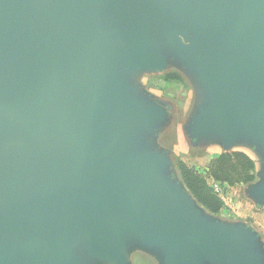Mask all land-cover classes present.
Wrapping results in <instances>:
<instances>
[{
  "label": "water",
  "instance_id": "water-1",
  "mask_svg": "<svg viewBox=\"0 0 264 264\" xmlns=\"http://www.w3.org/2000/svg\"><path fill=\"white\" fill-rule=\"evenodd\" d=\"M132 13L161 26L212 92L198 128L230 147L247 129L264 146V0H0V264H129L124 244L139 237L170 264L250 260V232L208 228L194 198L160 184L163 160L110 163L151 120L127 69L165 64Z\"/></svg>",
  "mask_w": 264,
  "mask_h": 264
},
{
  "label": "rangeland",
  "instance_id": "rangeland-1",
  "mask_svg": "<svg viewBox=\"0 0 264 264\" xmlns=\"http://www.w3.org/2000/svg\"><path fill=\"white\" fill-rule=\"evenodd\" d=\"M129 18L144 28L146 32L148 31L165 64L162 61L158 63V67L154 66L150 70L141 71L137 76L134 89L139 98L132 102L135 105L141 104V107L149 113L151 120L145 125L136 127L133 141L128 142L116 158L111 156L113 158H110V163L113 165L134 163L144 157L163 160L162 168L157 174L160 184L171 188L180 202L189 205L188 199L194 197L185 187L179 171L180 162L204 173L209 159L218 157L222 153H244L248 157H252L254 160H251L255 164L254 180L245 186L221 187L209 180L225 204L222 212L212 217L211 221L208 217L202 216L204 208L194 198L195 207L192 211L204 220L208 228L236 230L239 220L248 219L249 215H252L251 211H255L254 209L260 210L255 203H259L261 198L259 192L263 191L262 193H264V146H260L257 136L247 132V129L235 132V144L230 147V143L225 141L223 133L218 128H198V125L203 123L207 112L199 102L198 93L192 84L198 76L195 64L180 57L181 55L175 47L176 44L174 43V45L163 34L161 26L155 25L140 13H132ZM152 29L153 32H151ZM181 40L178 42H188L184 38ZM169 73L181 74L184 82H165L163 77ZM116 76L122 93L130 99L129 84L123 68L116 72ZM216 105L217 101L215 100L211 108L214 109ZM261 213L264 215V208L261 209ZM241 227L243 228V226ZM243 229H245L244 232H250L248 239L253 238V240L247 241L245 249L250 250L252 245H255L264 251V227L257 228L259 233L256 234L251 233V228ZM136 251L146 250L137 249ZM147 251L157 250L150 247ZM134 256L133 254V259ZM148 260L146 258L144 263L147 264ZM74 263L84 264L78 261H74ZM141 263L143 262L139 261L137 264ZM95 264L106 263L96 262Z\"/></svg>",
  "mask_w": 264,
  "mask_h": 264
},
{
  "label": "trees",
  "instance_id": "trees-1",
  "mask_svg": "<svg viewBox=\"0 0 264 264\" xmlns=\"http://www.w3.org/2000/svg\"><path fill=\"white\" fill-rule=\"evenodd\" d=\"M163 80L167 83L184 82L179 73H169L163 77ZM254 169V162L244 153H222L209 162L204 173L188 167L185 163H179V171L185 187L211 215L220 214L225 204L209 180L221 187H237L254 180Z\"/></svg>",
  "mask_w": 264,
  "mask_h": 264
},
{
  "label": "crops",
  "instance_id": "crops-1",
  "mask_svg": "<svg viewBox=\"0 0 264 264\" xmlns=\"http://www.w3.org/2000/svg\"><path fill=\"white\" fill-rule=\"evenodd\" d=\"M139 69H127V74L130 76V78H133L134 83L137 79V76L140 75L138 72ZM193 86L196 88V91L199 96V102L207 103L211 97V91L202 83H199L197 78H195L192 82ZM252 160H254L252 157H250ZM212 159H209V162ZM245 186V185H241ZM255 205L260 208V210L251 211L252 215H249L248 219H241L238 225L243 226V228L250 229L251 233H259L257 228L260 226L264 227V215L261 213V209L264 208V202L263 203H255ZM211 219L212 217L216 215L209 214ZM263 224V225H262ZM253 239V238H252ZM88 241L83 236L80 235L72 244V251H77L75 254L78 256H81V253L79 251H87L88 250ZM124 250L122 251L125 262H128L129 264H137L139 261H142L145 264V259H149L147 264H170L169 263V257L170 253L169 251H147L148 247L144 241L143 238L139 237L138 243L127 241L124 244ZM134 250L132 251V249ZM137 249H143L146 251H136ZM133 254L134 259H133ZM248 256L250 257V260L242 261L239 259L236 260H230L227 257L222 258L221 260H214L210 257H205V255H199L198 261L196 264H264V251L261 249L255 247V245L252 248V251H247ZM201 256V257H200ZM113 264V263H112Z\"/></svg>",
  "mask_w": 264,
  "mask_h": 264
}]
</instances>
